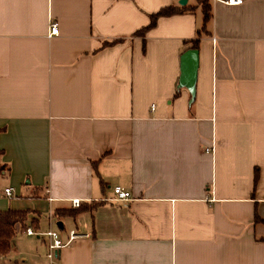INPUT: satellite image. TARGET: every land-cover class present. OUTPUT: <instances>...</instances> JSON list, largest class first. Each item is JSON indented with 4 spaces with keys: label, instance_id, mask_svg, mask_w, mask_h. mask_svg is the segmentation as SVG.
I'll return each mask as SVG.
<instances>
[{
    "label": "crops",
    "instance_id": "0c3cea01",
    "mask_svg": "<svg viewBox=\"0 0 264 264\" xmlns=\"http://www.w3.org/2000/svg\"><path fill=\"white\" fill-rule=\"evenodd\" d=\"M181 1L0 0V211L89 235L52 264H264V0ZM25 230L0 264H51Z\"/></svg>",
    "mask_w": 264,
    "mask_h": 264
},
{
    "label": "trees",
    "instance_id": "16d2710c",
    "mask_svg": "<svg viewBox=\"0 0 264 264\" xmlns=\"http://www.w3.org/2000/svg\"><path fill=\"white\" fill-rule=\"evenodd\" d=\"M197 4L201 5L204 12V27L205 30L206 23L211 19V9L207 0H196ZM184 12L183 9L175 7H167L159 10L157 13L150 16V23L147 27L138 31L136 35H144L148 30L152 29L156 21L160 17H169L175 14ZM201 31L198 32V35ZM192 49L197 50L199 45V39H195L191 42ZM4 171V167H0V176ZM258 174H255V183L257 181ZM80 211V207L76 210L71 211H57L54 216H73ZM28 213L26 211H16L8 209L6 211H0V257L9 253L11 248V240L16 235L18 230H25L27 227Z\"/></svg>",
    "mask_w": 264,
    "mask_h": 264
},
{
    "label": "built area",
    "instance_id": "2783aa9c",
    "mask_svg": "<svg viewBox=\"0 0 264 264\" xmlns=\"http://www.w3.org/2000/svg\"><path fill=\"white\" fill-rule=\"evenodd\" d=\"M213 2H221L225 5L228 6H240L244 3V0H212ZM58 28L57 25L55 23H51L50 24V36H57L58 35ZM12 189L8 188L4 190V196L7 198H12L13 197V193H12ZM113 193L115 194L116 198H114L115 201H126L129 199V193L125 192L122 190V188L120 187H115L113 189ZM80 205V202L78 200H72L71 202V206L73 208H78ZM25 233L27 235H32V236H47L49 238V245H48V259L50 261V263L52 264V261L55 258L56 255V251L64 248L70 244H72L73 242H75L76 240L79 239H84V238H88L89 235L85 234L79 230H71L68 232L67 234V240L65 242H63L60 237H59V233L55 230H49L45 233H37L32 231L31 229H26Z\"/></svg>",
    "mask_w": 264,
    "mask_h": 264
},
{
    "label": "water",
    "instance_id": "95a60500",
    "mask_svg": "<svg viewBox=\"0 0 264 264\" xmlns=\"http://www.w3.org/2000/svg\"><path fill=\"white\" fill-rule=\"evenodd\" d=\"M180 5H185L186 1L179 2ZM198 67L197 50L190 49L186 51L180 59V77L178 88H185L191 95V101L195 96L196 73Z\"/></svg>",
    "mask_w": 264,
    "mask_h": 264
},
{
    "label": "rangeland",
    "instance_id": "374dc122",
    "mask_svg": "<svg viewBox=\"0 0 264 264\" xmlns=\"http://www.w3.org/2000/svg\"><path fill=\"white\" fill-rule=\"evenodd\" d=\"M0 186H2V184H0ZM0 189H2V188H0ZM1 192V191H0ZM12 193H13V197L12 198H7V197H3L2 195H0V204H1V202H3V201H9V200H11V199H14L15 198V193L12 191Z\"/></svg>",
    "mask_w": 264,
    "mask_h": 264
}]
</instances>
